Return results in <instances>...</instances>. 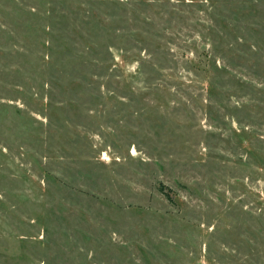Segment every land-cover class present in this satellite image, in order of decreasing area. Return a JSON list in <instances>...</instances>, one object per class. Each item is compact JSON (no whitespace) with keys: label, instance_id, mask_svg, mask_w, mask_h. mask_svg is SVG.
I'll use <instances>...</instances> for the list:
<instances>
[{"label":"rangeland","instance_id":"obj_1","mask_svg":"<svg viewBox=\"0 0 264 264\" xmlns=\"http://www.w3.org/2000/svg\"><path fill=\"white\" fill-rule=\"evenodd\" d=\"M0 264H264V0H0Z\"/></svg>","mask_w":264,"mask_h":264}]
</instances>
